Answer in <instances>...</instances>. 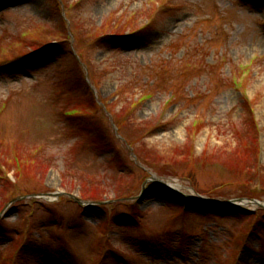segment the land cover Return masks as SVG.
<instances>
[{"label": "rangeland", "instance_id": "374dc122", "mask_svg": "<svg viewBox=\"0 0 264 264\" xmlns=\"http://www.w3.org/2000/svg\"><path fill=\"white\" fill-rule=\"evenodd\" d=\"M236 198L264 200V0H0V264H264Z\"/></svg>", "mask_w": 264, "mask_h": 264}, {"label": "water", "instance_id": "95a60500", "mask_svg": "<svg viewBox=\"0 0 264 264\" xmlns=\"http://www.w3.org/2000/svg\"><path fill=\"white\" fill-rule=\"evenodd\" d=\"M70 196L73 197V198H75V200H77L78 202L82 203V201L79 200V199H77L75 196H73V195H70ZM240 200H241V199H240ZM252 202H253V203H256V204H258V205H260V206H264L263 203H261V202H259V201H257V200H252Z\"/></svg>", "mask_w": 264, "mask_h": 264}, {"label": "trees", "instance_id": "16d2710c", "mask_svg": "<svg viewBox=\"0 0 264 264\" xmlns=\"http://www.w3.org/2000/svg\"><path fill=\"white\" fill-rule=\"evenodd\" d=\"M82 79H83V77H82ZM164 191L165 192H169V190H167V189H164ZM171 194V193H170ZM172 195V194H171ZM219 208H222V207H219Z\"/></svg>", "mask_w": 264, "mask_h": 264}]
</instances>
